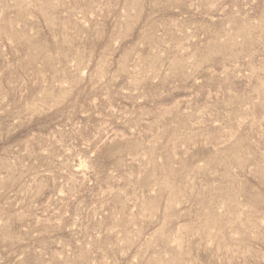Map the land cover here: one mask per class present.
I'll return each instance as SVG.
<instances>
[{
    "label": "rangeland",
    "instance_id": "1",
    "mask_svg": "<svg viewBox=\"0 0 264 264\" xmlns=\"http://www.w3.org/2000/svg\"><path fill=\"white\" fill-rule=\"evenodd\" d=\"M0 264H264V0H0Z\"/></svg>",
    "mask_w": 264,
    "mask_h": 264
}]
</instances>
